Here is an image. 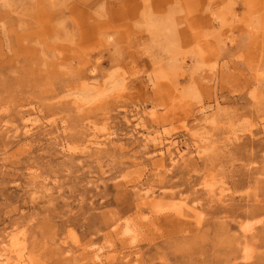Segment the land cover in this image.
I'll return each instance as SVG.
<instances>
[{
  "label": "rangeland",
  "instance_id": "obj_1",
  "mask_svg": "<svg viewBox=\"0 0 264 264\" xmlns=\"http://www.w3.org/2000/svg\"><path fill=\"white\" fill-rule=\"evenodd\" d=\"M4 246L264 264V0H0Z\"/></svg>",
  "mask_w": 264,
  "mask_h": 264
},
{
  "label": "bare ground",
  "instance_id": "obj_2",
  "mask_svg": "<svg viewBox=\"0 0 264 264\" xmlns=\"http://www.w3.org/2000/svg\"><path fill=\"white\" fill-rule=\"evenodd\" d=\"M169 21L168 19L163 20V23H160L162 26H164L166 29H169ZM173 25V23L171 24ZM174 41H170L169 44H173ZM168 44V45H169ZM174 45V44H173ZM146 140L148 142L153 141V143L156 146H162L165 144L166 138H162V137H154L153 139H147ZM164 152V151H161ZM182 157V156H181ZM12 250L10 248H7V246L2 247V249H0V264H19L21 263V261H15L13 260L12 256H11Z\"/></svg>",
  "mask_w": 264,
  "mask_h": 264
}]
</instances>
